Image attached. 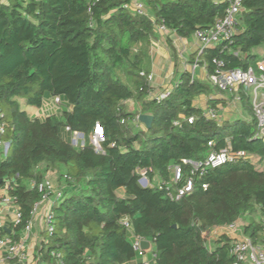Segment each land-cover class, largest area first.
Here are the masks:
<instances>
[{"label":"trees","instance_id":"trees-1","mask_svg":"<svg viewBox=\"0 0 264 264\" xmlns=\"http://www.w3.org/2000/svg\"><path fill=\"white\" fill-rule=\"evenodd\" d=\"M129 3L0 2V141L9 145L7 154H0V187L9 182L8 194L21 216L0 238L21 239L44 195L37 186L55 174L62 186L50 209L53 232L43 227L35 264H58L51 252H58L63 264H142L134 238L150 242L148 264H232V240L222 235L208 249L203 233L258 212L260 220L242 231L253 244L264 240V141L255 138L251 92L237 93L245 117L219 124L193 104L199 96L221 93L209 80L179 72L170 94L157 99L147 79L155 27L188 40L223 17L224 5L146 0L147 14L137 15ZM242 7L232 42L192 60L205 67L208 79L215 62L224 70H245L264 59V0H243ZM49 98L53 104L59 98V112L41 118L23 110L41 109ZM130 102L133 111L127 110ZM227 102L210 98L206 108ZM139 115L153 117L150 129L133 123ZM96 127L102 133L99 151L90 143ZM74 133L83 137L82 146L72 143ZM227 143L254 160L197 173L191 192L179 200L169 197L190 177L184 160L203 162ZM174 166L183 173L176 184ZM143 177L150 186L139 184Z\"/></svg>","mask_w":264,"mask_h":264},{"label":"built area","instance_id":"built-area-1","mask_svg":"<svg viewBox=\"0 0 264 264\" xmlns=\"http://www.w3.org/2000/svg\"><path fill=\"white\" fill-rule=\"evenodd\" d=\"M10 1L22 0H0L2 3H8ZM145 2L146 0H130V3L127 4L126 7L132 9L137 15H146L147 7ZM218 3L224 5L223 17L217 19L209 29L197 30L192 36L197 44L195 53L197 55H201L205 50L218 46L223 41H229L231 43L233 36L239 32L240 14L243 10V0H219ZM155 32L162 35L167 31L163 27L157 26L155 27ZM215 64L216 67L208 80L210 84L214 86L219 92L233 96L235 100L238 101L237 93L240 89L250 90L251 103L257 122V133L255 138L264 141V59L256 63V68L248 67L245 70H224L222 69L221 62H215ZM196 66L197 61H195L193 67L191 68L190 73L192 75ZM147 79L151 84L153 75L150 73L147 76ZM170 89L171 88L163 89L161 91H154L152 95L154 98L163 99L170 94ZM54 104H60L59 98H55ZM203 115L207 119L214 120L219 124L221 123L216 111L213 108H207L204 110ZM192 120V118H189L188 123H192ZM133 123H140L139 116L133 120ZM66 130L69 131L68 128ZM2 131V125H0V133H2ZM76 135L77 133H74L72 139H74ZM97 143L99 145L100 141ZM76 144H78V141H76L75 145ZM207 145L209 148L213 146L212 142H208ZM8 146L9 145L7 143H2L0 141V154L2 156L7 154ZM95 149L99 151L100 146L98 148L95 146ZM240 160H254V158L247 155L244 151H233L229 143H227L226 147L218 151L211 150L203 162L184 160L183 164L190 165V177H188L184 186L176 189L173 194L169 195V197L173 200H179L185 194L191 192L194 186L192 179L193 175L197 173L202 175L209 168H217L224 164L235 163ZM172 175V181L175 184L181 181L183 177L181 167L174 166L172 169ZM142 179H144L146 182L148 181L145 177ZM139 184L141 185L140 181ZM34 186L35 185L32 183L31 187ZM203 188L206 189V185H203ZM9 189V182L5 183L3 187H0V211L5 210L6 212L10 213V222L7 228L16 227L19 224L21 217L19 209L15 205V200L8 194ZM37 189L39 192L44 193V195L41 202L34 205L33 215L36 213L41 204H46L47 210L42 217V223L47 232L51 234L53 232V227L50 224L52 220L50 209L53 206L54 201L58 198L59 194H57L54 199L49 198V195L52 193V187L46 179L37 186ZM123 225L128 228L127 221H123ZM7 228L0 227V232ZM236 230L237 226L236 223H234L225 228H214L209 232L203 233V237L206 239L208 249H211L212 244L220 236H226L227 233L229 234L230 232H235ZM30 232L31 223H29V225L25 228L21 239L18 242L13 241L7 236L0 238V264H6V262L10 260L23 264L27 261L26 243ZM262 237L264 238V227L262 230ZM142 241L144 240L141 238H134L132 248L143 258L145 257L146 252L142 251L140 248V243ZM229 254L234 259L232 264H264V240L262 243L258 244L251 243L249 239H242L240 241L232 242ZM51 256L56 259L58 264H63L61 256L58 252H51ZM142 264H148V262L146 260H142Z\"/></svg>","mask_w":264,"mask_h":264},{"label":"crops","instance_id":"crops-1","mask_svg":"<svg viewBox=\"0 0 264 264\" xmlns=\"http://www.w3.org/2000/svg\"><path fill=\"white\" fill-rule=\"evenodd\" d=\"M218 3L219 0H213ZM159 37L151 41L150 46V55L152 60L151 66V74L153 75V80L151 83V87L154 88V91H161L163 89L171 88L178 80V73L183 71L191 72V68L194 63L192 60L195 58V53L197 49V44L194 41L193 37L188 40H182L176 38L173 34H170L168 31L165 33L166 38H162L160 34H157ZM167 37L169 39H167ZM173 40V41H169ZM176 52V54L174 52ZM181 54L182 56L178 55ZM194 73L197 75V79L200 81L208 82V78L206 77L205 67L201 65H197ZM174 82V83H173ZM173 85L170 87V85ZM233 98V96H229L223 93L215 92L214 96H199L195 101L194 105L206 110V103L208 99H216V100H224L227 102L228 98ZM203 103L205 104V108H203ZM219 109H215L218 118L221 122V117L224 115L223 120H230L236 117H245V112L240 108L238 102L234 99L231 102H227L226 105L221 106L220 104L217 106ZM47 210V206L45 203L41 204L33 215V219L31 221V232L28 236V240L26 243V253H27V261L24 264H35L34 258L32 257L33 248L39 246L40 242L43 240L41 236V231L43 229L42 217ZM10 222V213L5 210L0 211V227H8ZM237 229L241 226V219L236 222ZM247 224H244V226ZM243 226V227H244ZM225 228V227H220ZM242 229V227L240 228ZM238 231V230H237ZM237 231H232L226 236L232 240V242L240 241L242 239H247L243 235V231L240 235H237ZM151 250V246H150ZM149 250V251H150ZM148 253V252H147ZM147 255V254H146ZM144 257L143 260H147L148 256ZM6 264H23L18 263L16 261L10 260L7 261Z\"/></svg>","mask_w":264,"mask_h":264},{"label":"rangeland","instance_id":"rangeland-1","mask_svg":"<svg viewBox=\"0 0 264 264\" xmlns=\"http://www.w3.org/2000/svg\"><path fill=\"white\" fill-rule=\"evenodd\" d=\"M163 35V36H162ZM162 38H166V35L165 34H162ZM159 37V36H157ZM167 39H169L167 37ZM169 41H173V40H169ZM176 54V52H174ZM260 54V52H259ZM180 56H182L181 54H178ZM193 75L195 77H197V75L195 73H193ZM174 83V82H173ZM173 83L170 85V87L173 85ZM127 107V110H131L133 111L135 108H136V105L133 104L132 102L128 103L126 105ZM60 108L61 106L60 105H56V104H53V100L52 98H49L47 101H45L43 107L41 109H33V108H27L26 106H23V110H25L29 115L31 116H36V117H41V118H45L47 115H50L52 113H55V112H59L60 111ZM203 108H205V104L203 103ZM224 119V115L221 117V122L225 121L223 120ZM73 140V144L75 145L76 141H78L79 145L82 146V143H83V137L80 135V134H77L76 137ZM98 142V139L95 135H92L90 137V143L95 147V143ZM144 178V177H143ZM46 180H48V182L50 183L51 187H52V192H53V195L56 196L58 193H60V188L62 186V184L58 181V176L55 175V174H49L45 177ZM147 180V179H146ZM154 183L157 184L158 183V180L157 179H154ZM146 186H150L149 185V181L146 182ZM54 198V197H53ZM261 214L256 212L255 214H252V215H246V216H243L241 218V226L238 227V231H237V235H240L241 236V233H242V230H243V226L244 224H247L248 222L250 221H259L260 218H261ZM242 227V229H240ZM219 235V234H217ZM38 246H36L35 248H33V252H32V257L35 258V254H36V248ZM148 256V262L151 261V251H148L147 255ZM146 258V259H147ZM144 259L141 258L140 261L142 262V260Z\"/></svg>","mask_w":264,"mask_h":264},{"label":"water","instance_id":"water-1","mask_svg":"<svg viewBox=\"0 0 264 264\" xmlns=\"http://www.w3.org/2000/svg\"><path fill=\"white\" fill-rule=\"evenodd\" d=\"M152 121H153V117L152 116L139 115V122L146 128V130L151 128ZM94 135L98 138V141H101L102 133H101V130H100L99 127H96ZM95 146L97 148L99 147L97 142L95 143ZM140 183H141L142 187H146V181L144 179H141ZM150 246H151L150 242L145 241V240L140 243V248L144 252L149 251L150 250Z\"/></svg>","mask_w":264,"mask_h":264},{"label":"clouds","instance_id":"clouds-1","mask_svg":"<svg viewBox=\"0 0 264 264\" xmlns=\"http://www.w3.org/2000/svg\"><path fill=\"white\" fill-rule=\"evenodd\" d=\"M147 252H148V251H147ZM147 252H146V253H147Z\"/></svg>","mask_w":264,"mask_h":264}]
</instances>
